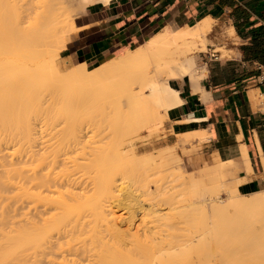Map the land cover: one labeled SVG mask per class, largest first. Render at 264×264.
<instances>
[{
    "label": "bare ground",
    "instance_id": "obj_1",
    "mask_svg": "<svg viewBox=\"0 0 264 264\" xmlns=\"http://www.w3.org/2000/svg\"><path fill=\"white\" fill-rule=\"evenodd\" d=\"M81 1L88 4L94 1H102L106 3L109 0H81ZM62 4H63V0H0V103L1 104L3 98H7V99L16 98L21 96L22 94L23 95L25 94V96L28 97L31 91L30 87L32 80H33L32 82H34L32 86L35 87V88L32 87V90L35 89L34 91L35 93L36 88H39L37 89L38 95L41 92L40 93L41 95L39 96L44 98L42 96V91L40 90H41V86L42 85L44 86L48 71L46 72L41 71V69L43 68L42 70H47L49 67H51L52 69L55 66L54 56L56 54L54 51L56 50L57 46L58 48L59 47L62 48L64 45L63 44L64 35H62V29H63L62 26L65 22H66L65 24L69 28L72 26L73 17L68 13H65V11L62 8ZM210 22L211 19L207 17L189 26L188 25L183 27H178L174 25L163 26L161 30H159L154 35H152L144 43L134 48L127 49L122 53L118 54L117 56H114L113 58L107 60L106 62L94 65L93 68L91 69H88V67L84 63L73 65V67L70 69L82 71L85 76V83L93 86L96 85L97 89L99 87L101 90L106 89L112 93H115L116 96L115 98L117 100L116 105L120 110V112H122L124 116H126L125 118H127V120L125 119L128 122L126 126L127 129H129L128 126L130 124L131 127L132 126L135 127L134 132H137L139 127L142 126L148 127L157 120L166 119L168 109L180 102L179 92L170 85L169 82L170 79L187 75L192 81V83H195L196 85L194 90L195 91L201 90V88L198 86L197 83L200 80V78L204 76L205 69L199 68L195 65V55L193 50L194 47L196 48L195 45H197L198 43L197 41L203 39L202 36L204 37V34L210 29ZM229 30L231 31V33L232 32L234 33L232 28H230ZM35 68H37L38 71L35 72V70H33ZM26 70L28 71L26 72ZM30 72H33L32 75ZM18 73H20L22 76ZM18 76L21 77L19 78ZM30 76L32 77V79L30 78ZM26 77L28 79L27 82L25 83ZM19 81H23L21 83V87ZM36 82H39V85L41 82L43 83H41V85L39 86L38 83ZM47 83L48 82H46V87H47ZM25 85L27 86L30 85L29 89H24L26 88ZM21 88H23L24 90ZM21 90L23 91L21 92ZM25 90L26 91L29 90L28 95H26L28 91L26 92ZM36 94H34L36 96V98L34 99H37L38 97ZM30 99L31 101H35L33 100V98ZM43 102L41 103L45 104ZM51 102H53V100ZM40 105L38 107H40ZM36 106L37 104L35 105V107ZM45 106L43 105L41 110H43ZM19 108L20 107H16L12 109L10 113L13 115L14 110L16 109L15 111H18ZM35 109L36 110L38 109L39 111V108H35ZM35 109L33 107L34 113L36 111ZM46 109L47 112L50 113L48 109H52V108L47 107ZM21 111H22L21 113H23V110ZM27 111L30 112L32 110L30 111L27 110ZM15 113L16 115H14V118L20 119L22 117L20 119L21 121L16 120L15 124L19 126L14 125L15 119L9 122L10 120H12L11 118L8 121V118L12 117L11 114H10L11 116H9L7 119H4V121L6 120L10 124H8L5 121L3 123V125L5 126L3 125L1 126L0 123V128H4V127L6 128V132H2L4 133L5 136H7L6 133L8 132V128L11 130V131L9 130L10 133H12V134L9 133L8 138L6 137L4 138V135L1 134V138H3L4 140H8L7 143L9 145L7 148H9L12 151H10L9 154L8 151L9 149L6 148L7 150H5V153L6 152L8 153H6L5 155L3 154L4 152L1 149H3V147L5 149L6 146L4 145L2 146V148H0L1 150L0 152L1 153L0 154V158H1L0 159V224L6 223L9 220V216L5 214L8 213L7 211H5L6 207L9 206L13 210H22L26 208V210L20 213L21 214L20 219L11 222V224L17 223L14 225L15 229H11L10 228L12 227L11 225L9 227L10 230L7 231L4 229L6 231L5 232L3 231V228L0 227V264H61V262L58 261V259H64L65 256L69 254H75V255L81 254L82 260L84 262L82 264H121L120 262H118L120 261V257L118 255H121L123 253L122 249L116 251V253L120 252V254L119 253L117 254L119 259L118 257L116 259H110V258L112 257L115 258L114 256L116 255V253L114 250H117V248H119V246H122V244L124 245L127 244L125 239L123 238L126 231L125 229H121V224L124 222L127 223L128 220L130 221L132 214L131 216L129 215L130 218L128 220L126 218L125 219L120 218L121 216L119 218L118 217L116 218L114 217L115 216L114 215L112 219L110 218V220H112L111 221L112 223L110 222V224H108L109 222L108 223L106 222L105 225L98 222L92 225L94 218L92 222H88L89 219L88 217L91 216L93 217V213H99L104 215L105 212H109V211L112 212V205L114 203L112 201H116L118 199L117 198L118 194L114 193L115 191L116 192L118 191L117 190L118 183H116L117 178L115 174L118 173L117 169L121 165H124L123 161L125 160L124 159L122 160V158L124 157L123 155L125 151L124 150L120 151L124 153L121 154L122 157H119L118 159V156L120 155H117L119 151L116 150L117 151V153L115 154L117 157L116 160V158H114L115 157L114 154L113 157H111L110 159L107 156L109 153L107 154L106 152L107 154L106 155L105 151L103 150L105 154L104 155L103 151L100 149L101 150L100 154L101 155L103 154V156H101L99 154L100 150L98 151L97 149L100 145L91 146L92 144L91 141L96 133L95 131L97 129L105 131L103 127L100 128L99 126L100 124H98V122L100 121L99 119L93 118L88 123L79 125L78 122L73 119H72L73 121L72 123L69 120L68 122L70 123H68L67 120H65L66 115H63L65 117L64 119H60L58 117L55 118L54 115H52L51 113H50L51 115H47V113H45V115L44 113L43 114L38 113V115L35 114V116H33L31 115L30 112V116L32 117H29V119H27L28 116L24 115L25 121L23 122L24 116H18L17 114H19L20 112H15ZM21 113L19 115H22ZM24 114H26V111L24 112ZM0 115L2 114L0 113ZM55 116H57V113ZM63 116L61 117L63 118ZM17 121L18 122L20 121V123H18ZM0 122L3 121L0 120ZM11 123L12 126H10ZM124 124L126 125V123ZM6 125H9L10 127H12V129H13V125L16 126L14 128L15 131L17 132L13 133L14 130H12L9 126L7 128ZM136 128L138 129L136 130ZM2 130L3 129H1V131ZM59 131L65 132L66 141H68L66 143L65 150H63L61 154V163L65 169V172L58 177H53L51 176V170H53L56 156L53 155V152H51L52 154L51 155L49 151H47V149L52 145L50 141L52 140L54 135ZM130 132L132 133L133 129L129 131V135H131ZM204 134H207L205 130L187 132L177 135L180 137L179 140L181 143L182 141L186 143L190 139L197 140L202 136H204ZM4 142L5 141L1 140L0 144ZM22 145H24L23 148L21 147ZM99 148H101V146ZM243 150H245L244 147ZM8 154L11 155L8 159L4 157L2 158L3 155H5L6 157L9 156ZM131 154H133V151H131ZM106 156L110 160H108ZM11 157L14 159H12ZM160 158L161 159L159 160H163L165 165L167 164L169 165L168 162L170 157H165V158L160 157ZM159 162L158 163L156 162L158 164L157 166H160L157 167L159 168L156 170L157 172H159V170H162L161 169L162 165ZM231 164L233 163L231 162ZM167 166L163 168L165 169V171L171 168L170 167L171 165L168 166V169ZM246 166L248 167L247 161H246ZM79 170L82 173L81 176L78 175ZM202 174L203 172L200 174L198 173L199 176H202ZM184 180L185 181L183 183H185L184 185L188 189L186 185L187 182L189 180H194V179L192 175H189V176H185ZM171 185L173 186V184ZM171 185L168 186L169 188L168 191L170 192L171 190H173ZM176 187L177 186H175V188ZM178 187H180V185H178ZM168 188H166L165 190V185H164V191H167ZM203 189L202 191L199 189L200 190L199 192L203 193L204 191ZM54 192H57L58 194L62 193L64 195V198L62 199L60 197L59 200L53 199L52 193ZM99 193L101 194V196ZM192 193L194 196L195 192ZM196 193L198 194L197 190ZM202 193H199V195L195 194L196 196H198V197H194L195 199H191L192 196L189 199L188 197L192 195L190 194L186 200L184 199L185 200L184 205H182V202L184 200L183 201L178 200L179 203H181L180 205H182L181 209L184 210L183 208H185V210H187L190 208L191 211L192 206L193 209L195 205L197 206L202 204L201 202H204V200H206V198L203 199L205 196L203 198L200 196V194L202 195ZM232 193L233 194L229 195L228 192L226 191L225 195L227 197L225 198H228V200H226L222 204L223 206L228 205L230 207L233 205L232 207H230V209H232L230 210V212L231 211L234 212L238 210L239 213H243V214L246 213L245 215L250 217L249 219H247L249 223H247V221L243 223H247L250 225V221L252 219L258 222L262 221L260 220V218L264 214L263 192L262 193L261 191L253 192V196L254 194L255 196L250 197L249 199L248 198L243 199L242 196H241L242 199H240L239 197L240 195L236 187L232 189ZM95 194L97 195L99 194L101 198L98 196L96 197L97 198L96 199L95 196L97 195ZM173 194L174 193H172V195H170L169 193L167 194L170 195L168 197L169 199L167 198V201L165 199H160V204L163 205L162 207L166 206V204L167 205L169 204L167 210L173 209L172 211H175L173 207L177 206V204L179 203L175 201L176 198L174 200L175 202L172 201L173 200L172 198L175 197L173 196ZM93 195H95L94 199L96 200L94 201V203L88 200L89 202H91V204H89L88 207L86 208L87 204L89 203V202L86 203L87 201L86 199L89 198L91 200L92 199L91 197ZM115 195L117 196L115 197ZM112 196H114V198ZM81 197H85L86 199L85 198L84 199L86 201L84 202V199L80 201L79 198ZM216 197L208 198L211 202L212 207L214 202L216 203ZM110 198L112 199L110 200ZM82 201L83 203H81ZM119 202L117 203L119 204ZM153 202L155 203V201ZM157 202H159V200ZM172 202L174 203L171 204ZM79 204H83L84 206L82 207L81 205L80 207ZM156 204L157 203H155V205ZM152 205L153 204H151V206ZM155 205L154 207L152 206L153 209H156ZM170 205L172 206L174 205V206L171 207ZM216 205L213 208L215 209L216 212L215 211L211 212L213 214L219 213L220 211L223 212L224 210L226 213V210L229 208V207H225L224 209L221 203L219 204L218 202L216 203ZM52 208L60 209L62 214L58 217L59 219L54 220V223L48 221L49 220L48 215L49 212L52 210ZM179 211L177 209L176 212ZM134 212L135 211H133V213ZM230 212L229 215L227 213V216H230ZM238 212L236 211L235 214ZM135 213L134 215H136ZM239 213H238V218L237 216L236 218L234 217L233 221L235 219H241V216L243 214L239 217ZM167 214L169 215L171 213L170 212L166 213V216ZM107 215L110 214L107 213L106 216ZM245 215L244 217L246 219ZM166 216L164 217L162 216V217L165 219ZM173 217L174 216L172 215V217L170 216L167 218H169L168 220H170V218ZM133 218H135V216ZM227 218L224 219L226 222H227ZM243 220L244 219L242 217V221ZM237 221H235L237 225H239L238 222H240V225L242 224L241 221L238 222ZM223 223L225 224L224 221ZM231 223L230 226L234 224L233 223L231 225ZM89 224H91V226ZM169 224L171 225V223H168V225ZM126 225L129 226L130 224L129 225L126 224ZM243 226L245 227V224H243ZM259 227H261V229L263 228V226L260 225ZM245 229L247 228L245 227ZM170 234L171 233L169 234L166 233V235L164 234L165 237L163 239L158 238L159 246H158V242L157 243L155 242L156 245L153 246V248L155 249V254L159 255L161 253L160 256L161 260L159 258L160 262L157 261L158 262L157 263L155 261H152L150 262L151 264L152 263L154 264V262L155 264H180V261H182L181 259L179 262L178 259L175 260L176 256H173L174 253L173 251L176 252L180 251L183 249V247L186 244H188L187 238L189 237L188 236L189 234L186 233L187 234L186 235L185 233H177L175 235L173 234L174 236ZM143 236L145 238L144 234ZM168 236L169 237L173 236L172 238H170L173 240L168 241L169 240ZM140 238H142V236ZM149 238H151V236ZM165 238L166 239L168 238V240H165ZM134 241H136V239ZM140 242L141 241H139L138 243L140 244ZM259 242L256 241L255 244L252 243L253 248L250 247L249 245V248H251L249 251L254 249L252 252L254 251L255 252L252 255L258 256V254L260 253L259 257L263 256V261H264V255H261L264 254V247L262 250V245L260 247L261 243L259 244ZM216 243H218V241ZM101 246H104L105 248ZM110 246H112L110 250L112 249L113 251H110L111 253L108 254L110 257L107 255L106 258V253L107 251L109 252V249L107 250V248ZM113 246L114 247L118 246V247L113 249L114 248ZM259 247L261 248L260 250ZM256 248L257 251L259 250L261 252L259 251L256 252ZM103 250L105 251V253L104 252L102 253ZM125 252L123 254H125ZM244 253L247 252L244 251ZM154 257L155 256H153V258ZM184 263L185 262H183V264Z\"/></svg>",
    "mask_w": 264,
    "mask_h": 264
},
{
    "label": "rangeland",
    "instance_id": "obj_2",
    "mask_svg": "<svg viewBox=\"0 0 264 264\" xmlns=\"http://www.w3.org/2000/svg\"><path fill=\"white\" fill-rule=\"evenodd\" d=\"M86 4L87 3L82 2L81 0H63L62 8L65 11V13H68L69 15L74 17L76 15V13L80 12L85 7ZM211 22H210V28H211V24H212ZM65 23L63 24L64 27L62 26V28H63L62 29V35H64V33L69 28ZM229 29L230 28L224 27L222 34H221V38H220L221 42H219V43L213 42L210 39V34H209L210 29L208 30L209 32L207 31L204 34V37L202 36L203 39H200L201 41L200 40L197 41L200 44H198L196 42L197 45H195L196 48L194 47L193 52L195 55V65L197 67H200L202 65L206 66L205 61H208V62L210 61V60H208L207 52L211 53L212 49L217 51V53L219 54V56H218L219 58L224 59L230 55L229 51L227 50V43L229 41H231V39L233 37V32L231 33V31ZM208 43H209V45H207ZM57 44H59V43H57ZM202 44H203V47H202ZM57 48H58V46L56 47V50L54 51L56 54L54 56L55 66L54 67L52 66L53 67L52 69H51V67H49L47 70H42L43 68L41 69V71H45V72L48 71L47 75L45 73L46 80H45L44 86L42 85L41 90H40V91H42V96L44 98L39 96V95H41L40 91H39L40 93L38 95L37 89H39V88H36V92L34 93L35 89L32 90V87H34V86H32L34 82H32L33 81L32 80L31 81V87H30L32 92L30 91V94H29V90H27L28 93L26 94V95L29 94L30 97H29V95L27 97V96H25V94L24 95L22 94L21 96L16 97V98H11V99L3 98L2 99V104L0 103V111H1L0 113L2 114V115H0V117H1L0 120L3 122H0V123L2 126L3 123L6 121V120L4 121V119H7L9 116H11L12 114L10 112L12 111V109H14L16 107H20V108L18 109V111H15L16 110L15 109L14 113L12 112L13 113L12 117L8 118V121L12 118V120H10L9 122H11L15 119L14 125H17V124H15L16 120H20L22 118V117L20 119L14 118V115H16L15 112L21 113L22 112L21 110H23V113H21L22 115H19L20 113L17 115L18 116L27 115L28 116V117L26 116L27 119H29V117H32V116H30V112H31V115H33V116H35V114L38 115V113L39 114L44 113V115H45V113H47V115H51V114L54 115L55 118L58 117L60 119H64L66 117L65 120H67V122L69 120L72 123L73 122L72 119H73V120L77 121L79 125L80 124L81 125L86 124L90 120H92L93 118L99 119L101 121V122L99 121L98 124H100L99 125L100 128L103 127L105 129V131H102L99 129H97L95 131L96 133H95L94 138L91 141V143H92L91 146H96V145L99 146L100 145L101 148H99L100 147L99 146L97 148L98 151L101 149L102 151L103 150L105 151V154H106V152H107V154L109 153L108 155L107 154L106 155L110 159H111V157H113V154H114V156H115L114 158H116V160H117V157L115 154L117 153V151H119L117 153V155H120V156H118V159H119V157H122L121 154L124 153V152H120V151L124 150L125 153L123 155L124 157L122 158V160L124 159L125 161H123L124 165H121L117 169L118 173L115 174V176L117 178L116 183H118L117 184V190L118 191L117 192L115 191L114 193L118 194V197H117L118 199L116 201H112L115 203V205H114V203L112 205V212H110V211H109L110 213L105 212L104 213L105 217L102 214L93 213V217L92 216L88 217L89 218L88 222H92L93 218H94L92 225L96 222L102 223L103 225H105L106 222L107 223L109 222L108 224H110V222L112 221V220H110V218L112 219L114 215H115L114 217H116V218L117 217L119 218L121 216L120 218H122V219L126 218L127 220L130 218L131 214L133 217L135 216V218H133L131 216L132 219L130 218V221L128 220L127 223L124 222L121 224V229H125V231H126L123 238L125 239L127 244L126 245L122 244V246H119V248L122 247L120 249L117 248L118 246L117 247L113 246L114 247L113 249L117 248V250H114L115 253H116V251H119L121 249H122L123 253L126 251L125 254H123L121 252L122 254L118 255L120 257V261H118V262H120L121 264L123 262H124L123 264H147V262L149 264L152 261L160 262L161 253L159 255L155 254V249L153 248V246L156 245V243L159 241V239H163L165 237L166 233H168V234L171 233L172 235L173 234L175 235L177 233H185V234L188 233L189 234L188 235L189 237L187 236L188 237L187 238L188 244H186L183 247V249L180 251H177V252L173 251L176 254L175 255L173 253V256H176L175 257L176 259L175 258L174 259L175 260L178 259V262L180 261V259L182 260V261H180V264H183V262H185L184 264H264L263 256L259 257L260 253L258 254V256L256 255L257 256L256 257V256L252 255L255 252V251L252 252L254 249L249 251L251 249V248H249V245H250V247H252L253 244L256 243V241L257 242L260 241L259 244L261 243L260 247L262 245V250H263V247H264V217L263 216H264V214H263V216L261 215L262 217L260 216L261 217L260 220H262L263 222L262 221H260V222L255 221L251 217L252 220L251 219H250L251 221L249 220L250 225H251L250 226L249 224H247V223H249L247 221V219H249L250 217L246 216L245 215L246 213L245 214L239 213L238 210H236L239 213V217L242 214L243 215L241 216V219H235L233 221L234 217L236 218V216H237V218H238V213L235 214L236 211L230 212V210H232V209H230V207H232L233 205L231 203L230 204L232 206H230V207L227 204H226L227 206L222 205L226 200H228V198H225V197H227L225 195L226 191L228 192L229 195H231V194H233L232 193L233 188L236 187L238 190V181L236 180V169L234 167L233 161L227 160V161L212 162L210 160L202 159L201 158V143H202V141L207 139L205 134H204V136H202L201 138H199L197 140L196 139H190L186 143L183 142L182 140H181L182 141V143H181L179 140L180 137L178 135L176 136L175 139H166V132L164 131L165 119L157 120L156 122H154L152 125H150L148 127L142 126V127H139V129L136 128V130L138 129L137 132H134L135 127H133V126L131 127L130 124H129L130 127L128 126L129 129H127V127H126L127 123H128L126 121L127 118H125L126 116H124V114L122 112H120V110L118 109V107L116 105L117 100L115 98L116 97L115 93H112L106 89L101 90L99 87L97 89L96 85L93 86V85L85 83V76H84L83 72L79 71V70H72L70 68H72L73 65L68 66L65 63H63L62 58H61L62 48L61 47H59L58 49ZM198 48L201 50H199ZM56 51H57V53H56ZM43 64H45V63H43ZM47 65H48V63H47ZM94 65H97V64H87L86 66L88 67V69H91V68H93ZM40 66H42V65H40ZM37 68H39V67H37ZM37 68H35L33 70H35V72H36V71H38ZM206 70H207V68H206ZM27 71L28 70H26V72ZM23 72H25V71H23ZM30 73L32 75L33 72H30ZM18 74H20V73H18ZM30 78L32 79L31 76H30ZM35 78H36V76H35ZM27 79L28 78L26 77L25 83L27 82ZM18 80H20V79H18ZM29 81H30V79H29ZM19 82H20V87H21V83L23 81H19ZM46 82H48L47 87H46ZM36 83H38V85H39V82H36ZM41 83H43V82H41ZM41 83H40V85H41ZM29 86L25 85L26 88H24V89H29ZM22 87H23V85H22ZM21 89H23V88H21ZM23 90H21V92ZM21 92H20V94H21ZM34 94H36L38 96L37 99H34V98H36V96ZM43 94H45V95H43ZM31 95H32V97H31ZM30 98H33V100H35V101H31ZM41 99H43V100H41ZM44 99H45V101H44ZM46 99L49 101H47ZM38 100H41V101H38ZM50 100L51 101L53 100V102H51ZM41 102H43L45 104H42ZM258 102H259V93H258V91H256L255 104L258 105ZM36 104H37V106L35 107ZM47 104L48 105L51 104L49 106L52 109H48L50 111V113L53 111L51 114L49 112H47L46 108L47 107L50 108ZM39 105H40V107H38ZM43 105L44 106L47 105V106H45L43 108V110H41ZM33 107H34V109L39 108V111H38V109L37 110L35 109L37 112L35 111V113H34ZM44 109H45V111H44ZM27 110H29V111L32 110V111L28 112ZM25 111H26V114H24ZM56 113H57V116H55ZM58 115H60V116H58ZM63 115H66V116L64 117ZM61 116H63V118ZM20 121L19 122L17 121V122L20 123ZM24 121H25V116H24L23 122ZM70 122H68V123H70ZM124 123H126V125ZM8 124H10V123H8ZM14 125H13V129H12V127H10V126H12V123L10 126L6 125V127L8 128V126H9L12 130H14V132L13 131L12 132L15 133L17 131H15L14 127H16V126H14ZM3 126H5V125H3ZM17 126H19V125H17ZM4 128H0V131H1V129H3L0 133V139L2 141H5L4 143H1L2 145L0 144L1 145L0 148H2V146H4V145L6 146L5 149H4V147H3V149H1L4 152L3 154L6 155V153H8V152L5 153V150L9 149V148H7L9 144L7 143L8 140H4L3 138H1V134L4 135V133H2V132H6V128L5 129ZM132 129H133L134 133L130 132L131 135H129V131ZM9 130L10 129L8 128V132L6 133L7 136L4 135V138L5 137L8 138V135L11 131V130L10 131ZM10 134H12V133H10ZM1 140H0V142H1ZM50 142L52 143V145L47 149V151H49L50 154H51V152H53V155L56 156L54 166H53V170H51V176L58 177L62 173L65 172V169L61 163V154H62L63 150H65L66 143L68 142V141H66L65 132L64 131L63 132H60V131L57 132ZM6 143H7V145H6ZM23 146L24 145H22L21 147L23 148ZM111 146H113V147H111ZM102 148H104V149H102ZM1 150H0V152H1ZM101 150L99 151V154L101 153ZM8 151L10 154V151H12V150L9 149ZM104 151H103V154H104ZM131 151H133V154H131ZM103 154L102 155L100 154V155L103 156ZM5 155H3L2 158L4 157V158L8 159L11 156V155H9L6 157ZM160 157H162V158L170 157L169 162H168L169 165L168 164L167 165L168 166L171 165L170 166L171 168L168 169V166L165 165L163 160H159V159H161ZM109 158H108V160H110ZM12 159H14V158H12ZM104 159H102V160H104ZM156 162L157 163L159 162L162 166L164 163V166L163 167L161 166L162 170H159L160 174H159V172L156 171L157 169H159L157 167H160V166H157L158 164ZM231 162L233 164H231ZM231 165H233V166H231ZM165 166H167V169H168V170L166 169L167 171H165V169H163V168H165ZM175 167H177L178 169ZM202 172H203L202 176H199L198 173L200 174ZM81 174L82 173L79 170L78 175L81 176ZM189 175H192L194 180H189L187 182V184H186L188 187V189H187L186 186L184 185L185 183H183V182L185 181L184 177L189 176ZM171 184H173V186ZM164 185H165V190H166V188H168L169 185H171L173 190H171V192H170V191H168L169 190V188H168L167 191H164ZM178 185H180V187H178ZM175 186H177V187L175 188ZM183 186H184V188H183ZM179 188H182V189H179ZM201 188L204 190L203 193L199 192L200 190L202 191ZM196 190L198 191V194L196 193ZM128 191H130V192H128ZM166 192H168L170 195H172V193H174L173 196H175V197H173L172 198L173 200L172 199L171 200L174 201L176 198L175 201H177L178 203H179V201H183L184 199L186 200L190 194H192V195H190L188 198L190 199V197L192 196L191 199H195L194 197H198L196 195H199V193H202V195L200 194V196L202 198L205 196L203 199L206 198V200H204V202H201L202 204H200V205H197V206L195 205V207L193 209H192V207H193L192 206L191 211H190V208L187 210H185V208H183L184 210L181 209L182 205L185 204V200L183 201L184 203L182 202V205H180L181 203L177 204V202H176L177 206H174L175 204L173 205L174 207L172 205H170L171 207H173L175 209V211H172L173 209L172 210L170 209L171 210L170 211V210H167L169 204L168 205L166 204L167 207L166 206L162 207L163 205L160 204V199H165L167 201V198L170 196V195H167L168 193H166ZM192 192H195L194 196H193ZM262 192L264 193V190H262L261 193ZM238 193L240 195L239 196L240 199H242V198L243 199H247V198L249 199L250 197L255 196V194L253 196V193L244 194V193L240 192L239 190H238ZM99 194L98 195L95 194L97 196L93 195L91 197L92 198L91 200L89 198L86 199L85 197H81L79 199L81 201L85 198L87 201L84 199V202L86 201V203H87V202L91 201L92 203H94V201L97 199L96 197H98ZM129 194H130V196H129ZM94 196L96 199H94ZM100 196H101V194H100ZM116 196L117 195H115V197ZM241 196H242V198H241ZM60 197L63 199L64 195L62 193L58 194L57 192L52 193L53 199L59 200ZM112 197L114 198V196H112ZM209 197H216V203L217 202L219 204L221 203V205L223 206L224 209H225V207H229L226 210V213H225V210L223 211L224 213L221 212L220 210L219 211L221 213L220 212L216 213V214L211 213V212L215 211V209H213V208L216 205V203L214 202L213 207H212L211 202L208 199ZM151 198H153V199H151ZM111 199L112 198H110V200ZM217 199H218V201H217ZM138 200H140V201H138ZM158 200H159V202H157ZM153 201H155V203H157V204L155 205V203ZM91 202H89L87 204L86 208L88 207L89 204H91ZM117 202H119V204ZM174 202H172L171 204H173ZM81 203H83V201ZM130 203H131V205H130ZM151 204H153L152 205L153 207L155 205L156 209H153ZM79 205H80V207H81V205H82V207L84 206L83 204H79ZM221 205H220V207H221ZM171 207H169V208H171ZM177 209H178V211L179 210L180 211L176 212ZM212 209H213V211H212ZM217 209H219V208H217ZM25 210H26V208L22 209V210H13L9 206L6 207L5 211H7L8 213H5V214H7L9 216V220L6 223L0 224V227L3 228V231H5V230L8 231V230H10V228L15 229L14 225L17 223L11 224V222L17 221L18 219H20L21 218L20 213H22V211H25ZM163 210H165V211H163ZM133 211L136 212V213L134 212L136 215H134ZM169 212L171 214H169V215L167 214V216H166V213H169ZM229 212H230V216H227V213L229 215ZM107 213L110 215L106 216ZM140 214H141V216H140ZM158 214H161V215H158ZM60 215H62L60 209L52 208V210L49 212V215H48V217H49L48 221H50L51 223H54V220L59 219L58 217ZM172 215L174 217L170 218V220H168L169 218H167V217H170V216L172 217ZM244 215L246 216V219H245ZM162 216L163 217L166 216V218L164 219ZM226 216L229 218H227ZM242 217L244 219L243 221H242ZM226 218H227V222L232 220L231 221L232 223L231 222L227 223L224 220ZM237 220L241 221L242 224L240 225V222H238ZM223 221L225 222V224L223 223ZM235 221H237L239 223V225H237V223ZM246 221H247V223H243ZM168 223H171V225L170 224L168 225ZM230 223H231V225L233 223L234 224L232 226H230ZM126 224H128V225L130 224V225L127 226ZM243 224H245V227L247 229H245ZM11 225H12V227H10ZM89 225L91 226V224H89ZM259 225L263 226V228L261 229V227H259ZM233 226H235V227H233ZM236 226H237V228H236ZM257 228H258V230H257ZM259 228H260V230H259ZM143 229L145 230V233H144ZM143 234L145 235V238H144ZM149 234H150L151 238H149L150 237ZM186 235H184V236H186ZM141 236H142V238H140ZM160 237H162V238H160ZM172 237H169V240H168V238L167 239L165 238V240L172 241L173 239H170ZM176 237H177V235H176ZM135 239H136V241H134ZM151 239H152V241H151ZM165 240H164V242H165ZM262 240H263V242H262ZM128 241H130V242H128ZM139 241H141L140 244L138 243ZM146 241H148V242H146ZM217 241H218V243H216ZM137 243H138V245H137ZM160 243H161V240H160ZM257 245H258V243H257ZM257 245H255V246H257ZM158 246H159V242H158ZM101 247H104V246H101ZM260 247H259V250L261 249ZM104 248H102V249H104ZM110 248H112V246L107 248V250L109 249V252L107 251L106 258H107V255L109 253H111L110 251H113L112 249L110 250ZM123 249H125V250H123ZM244 251L247 253H244ZM258 251L256 248V252H258ZM103 252L105 253L104 250L102 251V253ZM241 252H243V253H241ZM259 252H261V251H259ZM118 253L120 254V252H117L116 255L114 256L115 258H113L111 256L112 258H110V259H116L118 257L117 256ZM163 255H162V257H163ZM179 255H180V257H179ZM261 255H264V254H261ZM153 256H155V257L153 258ZM119 257H118V259H119ZM159 258H160V260H159ZM108 260H109V258H108ZM108 260H106V261H108ZM58 261H60L61 264H78V263L82 264V263H84L82 260L81 254H77V255L69 254V255L65 256L64 259H58ZM155 262H154V264H155Z\"/></svg>",
    "mask_w": 264,
    "mask_h": 264
},
{
    "label": "crops",
    "instance_id": "obj_3",
    "mask_svg": "<svg viewBox=\"0 0 264 264\" xmlns=\"http://www.w3.org/2000/svg\"><path fill=\"white\" fill-rule=\"evenodd\" d=\"M207 17L213 42H221L224 27L233 29L227 43L230 55L199 67L205 69L199 91L187 75L169 81L180 102L167 111L166 139L205 130L201 158L232 160L238 190L262 191L264 121L255 104V78L264 65V0L94 1L73 17L61 58L68 66L100 64L144 43L163 26H189Z\"/></svg>",
    "mask_w": 264,
    "mask_h": 264
},
{
    "label": "built area",
    "instance_id": "obj_4",
    "mask_svg": "<svg viewBox=\"0 0 264 264\" xmlns=\"http://www.w3.org/2000/svg\"><path fill=\"white\" fill-rule=\"evenodd\" d=\"M208 60H217L219 59V54L214 49L211 50V53L207 52ZM255 84L259 88V102L258 107L262 120L264 121V65L258 67V74L255 78Z\"/></svg>",
    "mask_w": 264,
    "mask_h": 264
}]
</instances>
